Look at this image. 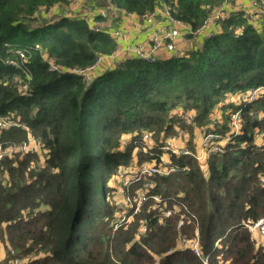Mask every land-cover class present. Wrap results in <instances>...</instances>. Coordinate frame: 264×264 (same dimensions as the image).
I'll return each instance as SVG.
<instances>
[{"label":"trees","instance_id":"1","mask_svg":"<svg viewBox=\"0 0 264 264\" xmlns=\"http://www.w3.org/2000/svg\"><path fill=\"white\" fill-rule=\"evenodd\" d=\"M112 1L137 14L157 3ZM222 1L179 0L178 15L197 28L208 14L204 6ZM64 4L67 0H0V116L19 118L46 152L0 161L2 244L24 264H203L179 243L182 235L198 232L210 264H264L262 244L247 226L264 217V146L256 140L264 132V96L240 106L227 100L264 86V27L254 29L233 13L221 31L189 54L153 63L127 58L86 84L71 72L51 71L44 55L62 67H87L116 44L81 18L56 15L41 22L35 16L41 7ZM25 71L31 75L27 94L16 83ZM219 105L224 122L230 112L241 111L242 132L205 163L191 156L169 158L176 171L153 177L149 191L161 201L149 197L136 214L129 210L130 225L114 230L120 216L117 187L109 186V178L161 159L158 149L155 155L136 152L142 133L149 132L159 146L181 125L175 111L194 112L196 127H204ZM224 122L218 131H229ZM26 139L21 127L0 131V141ZM145 182L133 184L132 197ZM168 209L173 214L165 217ZM143 226L147 231L140 233ZM171 248L173 254L158 262Z\"/></svg>","mask_w":264,"mask_h":264},{"label":"built area","instance_id":"2","mask_svg":"<svg viewBox=\"0 0 264 264\" xmlns=\"http://www.w3.org/2000/svg\"><path fill=\"white\" fill-rule=\"evenodd\" d=\"M88 0H67L70 8L75 10L76 16L83 19L88 24V29L94 33H102L110 35L116 44L115 50L109 54H99L96 62L87 67L75 66L66 68L58 65L54 58L44 55L45 61L50 65L51 71L65 73L66 71L81 76L86 84H90L94 78L109 67L115 65L127 58H138L149 63L159 60L160 52L167 51L175 56H184L186 54L182 46L179 44L181 40L189 38L204 37L205 40L212 38L222 29L223 22L228 20L233 13H241L246 23L254 29L261 30L264 27V0H252L248 5L231 9L229 0H223L220 4L204 6L208 12L206 18L201 25L193 28L189 23H186L179 14V0H157L153 10L137 14L119 9L112 0H93L98 5L85 13H78L76 10L80 8ZM51 5L41 7L35 16L43 17L47 20H52L61 6ZM120 13L125 20L131 21L135 25H144L151 32L146 40L138 38L133 39L130 43L132 32L124 27L109 26L108 21L114 13ZM217 27V29L215 28ZM243 30L237 29V34L242 35ZM124 44V46H123ZM21 59H27L24 51L17 50ZM13 65H18L17 61H11ZM25 78L16 80L17 88L20 92L27 94L29 91V82L31 75L25 71ZM264 96V86L251 87L246 91L238 94L236 98L228 97V102L232 101L240 106L242 103H251L260 97ZM219 105L215 109L209 124L204 127H198V135L190 133L191 128L196 127V115L192 111L180 110L178 114L181 125H177L174 133H168L163 136L161 144L158 146L149 132H143L140 140L135 142L136 152L143 155H155L157 151H161L160 162L150 164L144 161L142 164H133L129 167L122 168L118 173L117 196L115 199V211L122 217L118 218L114 230H117L122 224V220L131 219L124 213L130 209H134L136 214L145 201L152 197L156 202H160V197L150 195L149 191L154 185L153 177H165L173 174L177 167L168 160L172 156H191L199 162L205 163L210 158L222 155L232 136H236L242 132L243 117L241 111L230 112V118L227 122L223 119V109ZM228 112V111H227ZM229 128L227 132L217 130L222 123ZM23 128L27 131V139L19 144L8 142L7 140L0 141V161L6 158H14L18 155H25L31 152L41 150L42 145L40 139L34 136L29 126L20 122L13 114L0 116V131L10 130L14 128ZM195 130V129H194ZM196 131V130H195ZM257 143L264 146V132L257 136ZM128 140L124 141L127 145ZM158 149V150H157ZM166 155L168 158H166ZM146 180L137 191V194L132 197V186L141 180ZM264 183V178L261 179ZM173 211L168 209L164 211L165 217L172 216ZM125 223V222H124ZM183 221H180V225ZM249 230L256 234L258 233L262 239V247L264 250V217L259 221L248 224ZM147 231V227L143 226L140 233ZM180 249L191 250L192 253L199 258L203 264H210V255L205 254L202 250L199 233L188 237L182 235L179 240ZM175 249L171 248L165 254L159 255L157 261L167 255H172ZM1 254V249H0ZM8 264H24L23 260L14 257Z\"/></svg>","mask_w":264,"mask_h":264},{"label":"crops","instance_id":"3","mask_svg":"<svg viewBox=\"0 0 264 264\" xmlns=\"http://www.w3.org/2000/svg\"><path fill=\"white\" fill-rule=\"evenodd\" d=\"M251 1L252 0H229V7L231 9H236V8L242 7L244 5L245 6L248 5ZM97 5H98V3H96L95 1L88 0L80 8H78L76 11L78 13L82 14V13H85L87 11H90L91 9H94ZM61 15L76 16L75 10L73 8H70L68 5H64V6L60 7V9L57 12V16H61ZM120 25L126 29H129L132 32L133 38L129 42L124 41V43L132 42L134 37L138 38L140 40H146L148 38L150 32H151L144 25H135L131 21L125 20L124 17H121L120 13L116 12L111 16V19L107 23V27L113 26L115 28V27L120 26ZM215 28L217 29L216 26H215ZM205 41L206 40L204 39V37L200 36L198 38H189L185 41L181 40L179 44L182 46L183 50H185V52L189 54L192 50H196L198 48H201L204 45ZM123 46H124V44H123ZM171 57H173V55L164 50V51L160 52L159 59L160 60H168ZM179 112H180V110H177L174 112L175 114H177V117H178ZM191 129L193 130L194 135L195 134L198 135V132H197L198 127L191 128Z\"/></svg>","mask_w":264,"mask_h":264},{"label":"rangeland","instance_id":"4","mask_svg":"<svg viewBox=\"0 0 264 264\" xmlns=\"http://www.w3.org/2000/svg\"><path fill=\"white\" fill-rule=\"evenodd\" d=\"M41 22H43L44 20H47L45 18L40 19ZM39 152L44 156L46 154V152H44L42 149L39 150ZM166 158L167 155H166ZM109 186H111L112 188L116 189V187H118V179L117 177H113V178H109L108 180ZM141 209V208H140ZM133 214L134 210H133ZM125 216L129 217V211L126 210V212L124 213ZM122 217H120L119 219H121ZM125 222V223H124ZM132 222V215H131V219H126V220H122V224L123 225H130ZM257 240L259 242H262V239L260 237V235L258 233L255 234ZM0 249H1V254H0V264H8L9 261L11 259H13L14 257H19L18 253L15 252L10 246L5 247L4 244H2V242L0 241Z\"/></svg>","mask_w":264,"mask_h":264}]
</instances>
